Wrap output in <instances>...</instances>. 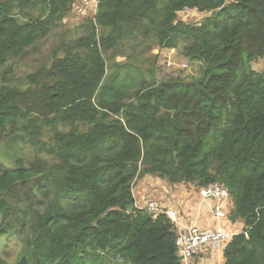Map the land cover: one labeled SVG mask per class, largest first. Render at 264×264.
<instances>
[{
    "label": "trees",
    "instance_id": "16d2710c",
    "mask_svg": "<svg viewBox=\"0 0 264 264\" xmlns=\"http://www.w3.org/2000/svg\"><path fill=\"white\" fill-rule=\"evenodd\" d=\"M79 1L0 0V143L32 135L49 160L0 148V264H182L171 221L135 205L144 176L226 188L242 228L223 264H264V69L251 68L264 59V0H97L48 66L16 76ZM185 9L207 15L185 23ZM128 40L155 43L146 67ZM174 49L200 63L196 78H156L157 51Z\"/></svg>",
    "mask_w": 264,
    "mask_h": 264
},
{
    "label": "rangeland",
    "instance_id": "374dc122",
    "mask_svg": "<svg viewBox=\"0 0 264 264\" xmlns=\"http://www.w3.org/2000/svg\"><path fill=\"white\" fill-rule=\"evenodd\" d=\"M88 14L86 13L85 15ZM206 15V13L198 12L197 10L185 9L180 13L179 18L185 23L198 24ZM80 16L82 15H77L76 13H71L70 15H68L63 20V22L60 23L54 31H52L50 36L45 41H43L42 44L38 46V48L36 47V50L31 52L28 57L18 61L16 76H23L25 74L32 73L43 65L48 66L51 60L52 52L54 51V49L60 46L63 38L64 40H67L68 38H71L73 36V31L80 23ZM123 48L124 51L127 52V54H130L132 56V60H134V56L138 52H140L139 60L142 61L143 66L146 67L148 65V61L152 60L151 52H154V50L156 49V45L152 41H146L145 46L142 47L141 44H133L132 41L128 40ZM158 52L161 53L158 55L154 66V73L158 80H163L168 77H178L185 81H189L199 75L200 63L187 60L184 56L181 55L178 49L169 51H157V53ZM117 60L122 61L124 59L123 57H118ZM251 68L255 71H262L264 69V59L260 58L252 62ZM38 126L40 128L41 135L36 137V139L40 138V140H47L50 131L41 125ZM22 134L23 132L19 134L18 137L7 138V140L0 143V148L9 150L14 160L18 157L22 158L25 164L28 161L33 160L49 161L48 159L44 158L42 154L37 152V144H35V139L33 138L34 136L27 134L25 135V138L21 140L20 136H22ZM7 164L11 163L7 161ZM133 190L136 195L141 194L143 197L142 199L143 201L145 200V202L160 199V197H162L160 196V194L167 195L168 193H171L165 182L158 181L149 176H144L143 178L138 177L133 182ZM173 200H175V198H173ZM9 201L13 203H19V206L22 209H24V206L27 205V202L25 200L23 201V199L16 200V198L10 197ZM157 201L161 202L160 200ZM32 207L34 208V206ZM18 218L20 217L18 216ZM13 221L16 222V219H13ZM241 228L242 226L239 221H237V223L235 222V225H233L232 227L233 230H240ZM18 229L20 230V233L17 234L16 237L10 235L5 247L6 260L9 263L13 262L14 259H16L18 255L17 253L21 247L20 244L24 242V237L27 232V227H20ZM213 262V264H220V261L217 258H215ZM203 264L208 263L204 262Z\"/></svg>",
    "mask_w": 264,
    "mask_h": 264
},
{
    "label": "built area",
    "instance_id": "2783aa9c",
    "mask_svg": "<svg viewBox=\"0 0 264 264\" xmlns=\"http://www.w3.org/2000/svg\"><path fill=\"white\" fill-rule=\"evenodd\" d=\"M97 0H80L73 9L77 15L97 12ZM201 204L208 205L211 226H200L195 221H188L180 211L165 207L161 202L147 201L142 206L149 213H163L176 229V248L182 264H191L194 259L206 260L215 252L223 251L227 242L241 232L233 230L228 223V203L230 196L226 188L218 184H210L198 189ZM246 235V234H245Z\"/></svg>",
    "mask_w": 264,
    "mask_h": 264
},
{
    "label": "crops",
    "instance_id": "0c3cea01",
    "mask_svg": "<svg viewBox=\"0 0 264 264\" xmlns=\"http://www.w3.org/2000/svg\"><path fill=\"white\" fill-rule=\"evenodd\" d=\"M165 183H166V186H168V189L171 193H168L167 195L160 194V196L162 197H160V199H157V200H160L161 203L165 207L175 208L176 210L183 213L184 215L183 214L182 215L188 221H195L200 226H211L212 225V222L210 221V217L208 213L209 207L208 205L205 206L201 204V199L197 194L198 191H195V187L193 185H190V184L170 185L167 182ZM133 195L135 197L136 206L144 205L145 200L143 201L142 199L143 197L141 194L136 195V193L133 190ZM173 198H175V200H173ZM228 209H229V203H228ZM228 223H230L229 220H228ZM230 227L232 228L233 225ZM215 258H217L220 261V264H223V252L221 251L215 252L212 256H210L204 261H202L199 258L194 259L192 260L191 264H203L204 262L208 264H213L214 263L213 260Z\"/></svg>",
    "mask_w": 264,
    "mask_h": 264
},
{
    "label": "water",
    "instance_id": "95a60500",
    "mask_svg": "<svg viewBox=\"0 0 264 264\" xmlns=\"http://www.w3.org/2000/svg\"><path fill=\"white\" fill-rule=\"evenodd\" d=\"M111 210L119 211V213H120V215H121L122 217H126L127 214H128L127 211H123V210H120V209H118V208H112Z\"/></svg>",
    "mask_w": 264,
    "mask_h": 264
}]
</instances>
